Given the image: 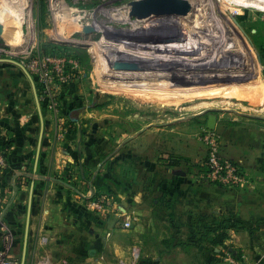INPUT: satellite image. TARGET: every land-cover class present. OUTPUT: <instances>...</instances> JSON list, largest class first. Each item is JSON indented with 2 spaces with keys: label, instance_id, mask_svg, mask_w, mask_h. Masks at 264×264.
Segmentation results:
<instances>
[{
  "label": "rangeland",
  "instance_id": "obj_1",
  "mask_svg": "<svg viewBox=\"0 0 264 264\" xmlns=\"http://www.w3.org/2000/svg\"><path fill=\"white\" fill-rule=\"evenodd\" d=\"M132 1L0 0V15H14L16 23L11 26L12 29L18 37L27 38L18 42L0 34V74L12 71L14 77H32L35 80L34 86L43 95V102L51 110V115L53 116L54 112L60 115V122L63 124L60 134L76 146L78 157L93 161L89 166L91 170L104 165V168H100L104 170L105 183H108L105 171L107 170L110 172L108 175L113 176L112 182L121 187L123 152L130 133L133 138L136 134L145 132L140 140V147L144 149L148 161L163 154H169L174 159L188 154H197L199 157L203 155L204 161L209 147L208 140L212 137L217 138L220 155L222 148L224 151L234 149L242 158L240 162L231 159L239 165L242 181L232 185L216 183L231 189L237 188L242 192L246 204L240 210L239 217L243 225L239 228H244V235L229 243L226 253L223 252L225 244L222 237L227 234V226L223 225L222 220L213 224L211 215L205 214L211 213L210 211H195L192 221L193 216L188 214L193 213L186 208H158L153 213V225L149 228H142L140 219L136 217L133 218L130 228L115 226L105 243L97 247L85 244L82 264H264V240H261L264 230H260L257 224H250L253 219L256 223L264 221V160L258 159L264 132L259 130L258 123L253 120L254 113L249 106L243 103H256L259 99L257 95L264 93V3L254 0H192L193 4L189 0L195 10L191 7L185 15L190 14L188 21L193 24L192 28H195L193 36H188H192L190 39L200 38L195 41L196 44L209 46L196 51L189 61L185 59L187 55H180L178 52L174 55L181 56L180 58H171V61L176 63L189 62L201 66V69H195V72L215 73L239 69V74L254 73L222 80L212 79L193 85L149 87L152 86L150 83L142 85L143 87L119 85L115 86V91L105 90L103 82L107 81L108 75L98 79V68L101 66L96 63L99 60L97 55L102 53L108 68L110 66L107 58L110 61L114 58L113 61L118 63L122 61L121 64L125 67L112 66L116 70L113 71L114 75H128L130 72L119 71H124L128 66L143 67L151 63L146 61L145 54L138 51L105 46L102 52L97 43L105 39L108 32H101L90 24L91 21L94 22L95 16H100L103 20L99 18L100 21L106 23V26L117 31L123 30L121 27L130 24L124 21H107L102 15L114 9H125ZM248 1L251 3H247ZM66 12L70 16H80L75 19L78 27H69L72 19L67 21L59 18V15ZM175 26L165 23L159 29L169 30L175 35L186 28L178 26L176 30ZM187 29L188 26L186 31ZM126 31H129V28L123 32ZM150 31L155 32L154 29ZM133 32L132 34H137L135 30ZM139 33L144 34V31L140 30ZM185 39L181 41L189 44V37ZM97 46L100 50L96 49ZM170 53L173 56V53ZM47 57H51L52 61L45 67L47 70H43L38 64ZM218 60H221L219 66L215 64ZM32 63L36 64L35 69L31 68ZM239 63L244 64L236 67ZM204 65L208 68H202ZM228 65L233 66L225 69ZM171 66L175 70L182 67L180 64ZM57 69H62L59 75ZM184 69L186 68L182 70ZM123 81L129 79L124 78ZM27 87H31L29 80ZM144 91L150 93L147 98L144 97ZM222 100L229 101L226 107L236 111L237 115L232 113L237 117L236 120L229 118L233 116L222 119ZM203 101L208 104L200 107L199 104ZM210 114H214L218 120L214 129L208 127ZM126 150L128 151L129 147H126ZM113 155L117 157L114 163L107 167L106 161ZM156 197L154 194L153 198ZM105 201L106 204H112L113 201L121 203L122 194L117 193L113 199L108 197ZM123 217L124 215L121 216ZM210 227L216 228L212 231L215 238L203 242L191 238L194 233L201 234ZM248 228L257 230L258 233H251L254 235L250 237V232L245 230ZM228 247H232V250ZM256 251L259 252L258 258L255 257Z\"/></svg>",
  "mask_w": 264,
  "mask_h": 264
},
{
  "label": "crops",
  "instance_id": "obj_2",
  "mask_svg": "<svg viewBox=\"0 0 264 264\" xmlns=\"http://www.w3.org/2000/svg\"><path fill=\"white\" fill-rule=\"evenodd\" d=\"M28 80L31 87H27ZM34 81L32 77H14L12 71L0 74L3 160L0 161V218L14 236L11 256L19 264H82L85 244L97 247L105 243L115 226L125 228L128 215L132 219L138 217L142 228H149L158 208H186L193 213L188 214L193 216L192 221L195 211H210L205 214L211 215L213 224L222 220L227 226L225 250L229 243L244 235V228H239L243 225L240 210L246 204L242 192L211 182L202 165L203 155L188 154L174 159L163 154L148 161L140 147L145 132L133 138L130 133L123 152L121 187L112 182L113 176L107 170L108 183H105L104 170L100 168L104 165L91 170L93 161L76 155V146L60 134L63 128L60 115L56 112L54 117L51 115ZM260 93L258 102L243 103L249 106L254 113L253 120L264 132V93ZM227 103L228 100H222V119L233 116L229 118L236 120L232 115H237L236 111L226 107ZM262 137L258 159L264 160V133ZM221 154L236 162L242 161L234 149L222 148ZM115 157L106 161L107 167L114 163ZM117 193L122 194V202L106 204L102 211H95L89 204L99 195L107 200ZM251 223L264 230V221L256 223L253 219ZM245 230L250 232V237L258 233L252 228ZM2 234L0 227V248ZM201 236L196 232L191 238L199 241L215 238L212 233L205 238ZM228 249L231 251L232 247ZM258 253H255L257 258Z\"/></svg>",
  "mask_w": 264,
  "mask_h": 264
},
{
  "label": "bare ground",
  "instance_id": "obj_3",
  "mask_svg": "<svg viewBox=\"0 0 264 264\" xmlns=\"http://www.w3.org/2000/svg\"><path fill=\"white\" fill-rule=\"evenodd\" d=\"M138 1H140V0H133L131 3H129L126 6L125 9H121V10L114 9L111 12L108 11L102 15V16H104V20L107 19V21H116V22H119V21L123 22L124 21V22H127L128 24H130L127 27H121L123 30L119 29V31H117V30L111 29L110 26H108V25L106 26V23L105 24L102 23L103 20L101 19L102 17L100 18V16L99 17L95 16L93 18L94 22L91 21V23H90V24L94 25V27H96L97 30H99L101 32L104 30L103 31L104 33L108 32V35L105 36V39L100 40V42H98L99 44L96 42L97 45L99 46V48L100 49L102 48L101 49L102 52L104 51L103 48H105V46L111 47V48H119V50H121V49L129 50L132 52L138 51V52H141V54L146 55V57H145V58H147L146 61H151L149 66H143V67H130V66H128L129 68H126L127 70L123 69L124 71H121V70L119 71V72H130L128 75H125L123 73H121V74L118 73L117 75H114L113 73H115V72H113V71H116V70H114L113 67H125L121 64L122 61L120 63H118V62L113 61L114 60L113 57H112L113 59L111 61L109 58H107V60H109L108 62H109V66H110L108 68L107 67L108 64L106 65V63L104 62L105 57L104 56H103L104 58L102 57V53L97 55V56H99V60L97 59L98 61L96 63H97V65L101 66V68H102V69L98 68V72L100 73L98 79H102L101 77H103V75H105V74L108 75L107 81L105 80L103 82V84H104L103 86L106 88L105 90H113L115 88V86L118 87L119 85H125L126 87H128L130 85H138L137 87H143L142 85H147V84L149 85L150 83L152 86H149V87L160 86V85H182V86L183 85H193L195 83H204L206 81L207 82L212 81V79H221L222 80V78L227 79L229 77L236 76V75H239V76L240 75H250L251 73H254V72H251V73L249 72V74H239V71H241L239 69L238 70H223V71H218L215 73H213V72L207 73V72H201V71L195 72V69H201V66H199V65L195 66L194 64L189 63V62H187L186 64H181V63H176V62L171 61V58L174 59V58H180L181 57V56L174 55L175 52L180 53V55H187V57H185V59H187L189 61L196 54V51L201 50L203 47H205L207 45L209 46V44L199 45V44H196L195 41L200 39V38L190 39L193 36V30L195 28V27L192 28L193 24H190L191 22L189 23V21H188V19L190 18V14H188V15H179V14L162 15V14H159L157 11H155V12H153L147 16H144V17H136V16L132 15L131 10H132L133 4L135 2H138ZM244 1L246 2L247 0H244ZM255 1H261L264 3V0H254V2ZM191 2H192V0H191ZM249 2L250 1H248L247 3H249ZM195 8H196V6H195ZM192 10L193 11L195 10L194 7H192ZM78 14H80V13H78ZM194 16H195V14H194ZM79 17L80 16H77V17L76 16H70L67 12L59 15V18L63 19V20L68 21V19H70V20L72 19L71 25H69V27H73V28H75L74 27L75 25H77L76 27H78V24L75 22V19H78ZM191 17H193V16L191 15ZM99 18L102 21H100ZM15 23H16V19L14 18V15H11V16L0 15V34L7 36V38L9 37V38H12L14 40H17L18 42H23L27 38H25L23 36L18 37V35L16 34V31L12 29V27H13L12 25H14ZM165 23L166 24L167 23L168 24L169 23L175 24L176 30H178V26H180V27L185 26L186 28L188 26V29H187L188 32L186 31V28L179 31L175 35H173L171 33V31H169V30L160 31L159 28H161V25L165 24ZM198 23H199V21H198ZM196 24H197V22H196ZM197 25H199V24H197ZM167 26L169 27V25H167ZM73 28H71V29L73 30ZM128 28H129V31L123 32L124 30H126ZM173 28H174V26H173ZM151 29H154L155 32L150 33ZM134 30H135V32H137L136 35L132 34V33H134L133 32ZM140 30H143L144 34L143 33L138 34V31H140ZM196 30H195V32H196ZM145 32H147V33L145 34ZM123 33H127V34H123ZM181 34H183L184 36L183 35L181 36ZM119 35H121L122 38H117ZM131 35H133V36H131ZM188 35H192V36H188ZM65 37H69V36H62V38H65ZM112 37L114 39H116L117 41L116 40L113 41L114 39H112ZM186 37H189V44L188 43L184 44L185 41L184 42L181 41L182 39H185ZM211 39H212V37H211ZM118 40H120L121 42ZM120 43H122V44H120ZM98 46L96 47V49L98 48ZM94 51H96V50H94ZM170 52L173 53V56ZM208 52H209V50H208ZM107 53H109V52H106V54ZM189 55H191V56H189ZM215 55H217V54H215ZM97 56H96V58H97ZM117 56H118V54H117ZM106 57H108V56H106ZM128 57H130V56H128ZM131 57H132V55H131ZM194 59H196V58H194ZM215 59H217V58H215ZM116 60H118V59H116ZM202 61H204V60H202ZM168 63H170V64H168ZM220 63H221V60L220 61L218 60V61H216L215 64L217 66H219V65H221ZM176 64H178V65L180 64L183 68H186V69L182 70L183 68L179 67L182 71H178V70H180L179 68H177V70H175V68L174 69L171 68V67H173L171 65L175 66ZM243 64L244 63H241V64L239 63L238 65H235V66L240 67ZM210 65L211 64H209L208 67H210ZM205 66L206 65H204L202 68H204V69L208 68V67L205 68ZM232 66L233 65H228L225 69H228V67H232ZM119 69H121V68H119ZM124 78L125 79L128 78L129 81L124 82L123 81ZM109 79H111V80H109ZM114 79H116V80H114ZM117 79H120V80L117 81ZM130 79H135V81H131ZM151 79H152V81H150ZM155 80H158V81L155 82ZM143 83H145V84H143ZM115 90H113V91H115ZM149 94H150L149 91H144V97L147 98L149 96ZM146 98H144V99H146ZM207 104H208L207 101H203L199 105H201L200 107H203ZM199 105H198V108H199Z\"/></svg>",
  "mask_w": 264,
  "mask_h": 264
},
{
  "label": "built area",
  "instance_id": "obj_4",
  "mask_svg": "<svg viewBox=\"0 0 264 264\" xmlns=\"http://www.w3.org/2000/svg\"><path fill=\"white\" fill-rule=\"evenodd\" d=\"M51 57L44 58L42 62L38 65L42 66L43 70H47L45 68L49 62H51ZM35 63L31 64V68L35 69ZM62 69H57L58 75L61 73ZM1 139V136H0ZM209 147L206 153V157L202 162L204 167V171L206 176L209 178L210 181L214 182H224V183H231L236 184L237 182L242 181V175L240 171V167L231 159L220 155L219 153V144L217 143V138L212 137L208 140ZM2 154L0 152V161L2 160ZM89 204L94 207L98 211H102L106 206V201L104 196H97L93 200L89 202ZM0 218V227L3 232L2 234V243L0 248V264H19V261L12 258V248L14 243V236L12 232L1 223ZM133 219L131 216H127L124 221V227L130 228L132 226ZM230 250V249H229ZM227 253L225 249H223Z\"/></svg>",
  "mask_w": 264,
  "mask_h": 264
},
{
  "label": "water",
  "instance_id": "obj_5",
  "mask_svg": "<svg viewBox=\"0 0 264 264\" xmlns=\"http://www.w3.org/2000/svg\"><path fill=\"white\" fill-rule=\"evenodd\" d=\"M191 7L189 0H140L133 4L131 13L136 17H144L155 11L162 15H185L191 10ZM216 124L217 117L210 114L208 116V127L214 129Z\"/></svg>",
  "mask_w": 264,
  "mask_h": 264
},
{
  "label": "trees",
  "instance_id": "obj_6",
  "mask_svg": "<svg viewBox=\"0 0 264 264\" xmlns=\"http://www.w3.org/2000/svg\"><path fill=\"white\" fill-rule=\"evenodd\" d=\"M223 225H224V224H223ZM218 228H219V226H218ZM215 229H216V228H214V227L207 228V229H206L207 231L201 233V234H202L201 237H204V238H205L208 234L212 233V231H214ZM226 233H227V232H226ZM227 237H228L227 234L224 235V236L222 237V242H224V239L227 238ZM200 241L203 242V238H202ZM204 241H205V240H204Z\"/></svg>",
  "mask_w": 264,
  "mask_h": 264
}]
</instances>
